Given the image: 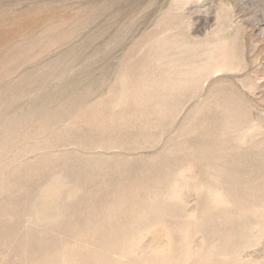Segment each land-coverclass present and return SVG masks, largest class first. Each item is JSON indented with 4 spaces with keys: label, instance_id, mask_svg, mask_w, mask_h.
I'll use <instances>...</instances> for the list:
<instances>
[{
    "label": "rangeland",
    "instance_id": "rangeland-1",
    "mask_svg": "<svg viewBox=\"0 0 264 264\" xmlns=\"http://www.w3.org/2000/svg\"><path fill=\"white\" fill-rule=\"evenodd\" d=\"M0 264H264V0H0Z\"/></svg>",
    "mask_w": 264,
    "mask_h": 264
},
{
    "label": "bare ground",
    "instance_id": "bare-ground-1",
    "mask_svg": "<svg viewBox=\"0 0 264 264\" xmlns=\"http://www.w3.org/2000/svg\"><path fill=\"white\" fill-rule=\"evenodd\" d=\"M222 65H223V64H222ZM218 70H219V69H218ZM218 70H217V71H218ZM226 70H227V69H226ZM214 71H215V70H214ZM52 187H53V186H52ZM48 190H51V187H50V189H48ZM47 192H48V191H47ZM50 196H52V195H50ZM56 199H57V198H56ZM42 200H43V199H42ZM51 204H53V203H51Z\"/></svg>",
    "mask_w": 264,
    "mask_h": 264
}]
</instances>
